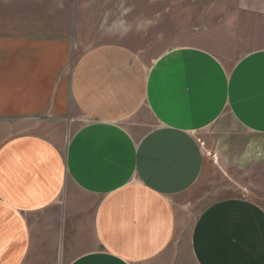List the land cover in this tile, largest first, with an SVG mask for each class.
<instances>
[{"label": "crops", "instance_id": "1", "mask_svg": "<svg viewBox=\"0 0 264 264\" xmlns=\"http://www.w3.org/2000/svg\"><path fill=\"white\" fill-rule=\"evenodd\" d=\"M223 6L264 40V0ZM127 31L126 0H0V264H264V47Z\"/></svg>", "mask_w": 264, "mask_h": 264}, {"label": "rangeland", "instance_id": "2", "mask_svg": "<svg viewBox=\"0 0 264 264\" xmlns=\"http://www.w3.org/2000/svg\"><path fill=\"white\" fill-rule=\"evenodd\" d=\"M224 4H229V0H126L127 33L136 41L133 46L148 58L194 44L210 50L232 68L247 53L264 47L254 44L264 40L255 38L237 43L228 39L229 29L223 27L229 23L230 14L221 10ZM203 184L204 192L213 195L211 200L238 193L217 175ZM220 186L222 189H218Z\"/></svg>", "mask_w": 264, "mask_h": 264}]
</instances>
